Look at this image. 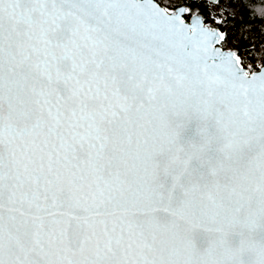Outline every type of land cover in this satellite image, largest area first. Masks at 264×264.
<instances>
[{
  "label": "snow or ice",
  "instance_id": "1",
  "mask_svg": "<svg viewBox=\"0 0 264 264\" xmlns=\"http://www.w3.org/2000/svg\"><path fill=\"white\" fill-rule=\"evenodd\" d=\"M237 8L0 0V264H264V59L220 30Z\"/></svg>",
  "mask_w": 264,
  "mask_h": 264
},
{
  "label": "trees",
  "instance_id": "2",
  "mask_svg": "<svg viewBox=\"0 0 264 264\" xmlns=\"http://www.w3.org/2000/svg\"><path fill=\"white\" fill-rule=\"evenodd\" d=\"M156 1L163 7L178 3V0ZM234 2L238 8L224 13L227 19L226 22L221 20L224 27L220 30L226 33L229 47L234 49L238 47L239 54L246 58L245 62L255 65L256 60L264 59L260 49L254 47L257 41L264 43V0H234ZM211 7L217 12L220 11L214 4H211ZM250 70L252 69L249 68Z\"/></svg>",
  "mask_w": 264,
  "mask_h": 264
},
{
  "label": "water",
  "instance_id": "3",
  "mask_svg": "<svg viewBox=\"0 0 264 264\" xmlns=\"http://www.w3.org/2000/svg\"><path fill=\"white\" fill-rule=\"evenodd\" d=\"M152 2L159 4L156 0H152ZM161 7H163V6H161ZM260 68H261V66L257 70H260ZM198 128H199V122L195 118L189 120L182 129L180 142L187 144L190 141L198 140L199 139ZM212 130H214V129H212L210 127V131H212ZM168 182L170 183V178H169ZM206 243H207V237L205 234L201 233L198 236V245L200 247H204V246H206ZM246 259H251V257H246Z\"/></svg>",
  "mask_w": 264,
  "mask_h": 264
},
{
  "label": "built area",
  "instance_id": "4",
  "mask_svg": "<svg viewBox=\"0 0 264 264\" xmlns=\"http://www.w3.org/2000/svg\"><path fill=\"white\" fill-rule=\"evenodd\" d=\"M255 66L257 67V68H259L261 65H260V60H256L255 61Z\"/></svg>",
  "mask_w": 264,
  "mask_h": 264
},
{
  "label": "flooded vegetation",
  "instance_id": "5",
  "mask_svg": "<svg viewBox=\"0 0 264 264\" xmlns=\"http://www.w3.org/2000/svg\"><path fill=\"white\" fill-rule=\"evenodd\" d=\"M256 69H258L257 67H256ZM251 71V70H250Z\"/></svg>",
  "mask_w": 264,
  "mask_h": 264
}]
</instances>
